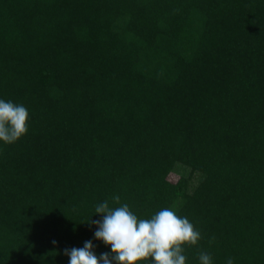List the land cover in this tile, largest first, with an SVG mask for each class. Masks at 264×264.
<instances>
[{"label": "trees", "instance_id": "trees-1", "mask_svg": "<svg viewBox=\"0 0 264 264\" xmlns=\"http://www.w3.org/2000/svg\"><path fill=\"white\" fill-rule=\"evenodd\" d=\"M0 99L30 114L0 141V264L111 253L104 201L187 217L186 264H264V0H0Z\"/></svg>", "mask_w": 264, "mask_h": 264}, {"label": "clouds", "instance_id": "clouds-1", "mask_svg": "<svg viewBox=\"0 0 264 264\" xmlns=\"http://www.w3.org/2000/svg\"><path fill=\"white\" fill-rule=\"evenodd\" d=\"M29 119L24 105L0 99V141L11 144L26 135ZM113 200L120 204L118 195ZM95 213L103 214L100 220H90L97 225L95 238L110 246L111 253L98 256L88 240L83 247L64 249L69 264H186V247L196 246L202 239L196 226L171 208L158 211L150 219H140L128 204L112 208L104 201L95 207ZM199 262L213 264L211 254L202 251ZM227 264H233V260L229 258Z\"/></svg>", "mask_w": 264, "mask_h": 264}, {"label": "rangeland", "instance_id": "rangeland-1", "mask_svg": "<svg viewBox=\"0 0 264 264\" xmlns=\"http://www.w3.org/2000/svg\"><path fill=\"white\" fill-rule=\"evenodd\" d=\"M180 176H179V174L178 173H172V175H171V178L173 179V180H176L177 178H179Z\"/></svg>", "mask_w": 264, "mask_h": 264}]
</instances>
